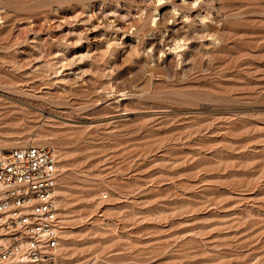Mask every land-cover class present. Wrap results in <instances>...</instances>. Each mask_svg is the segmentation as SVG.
<instances>
[{
	"label": "rangeland",
	"instance_id": "rangeland-1",
	"mask_svg": "<svg viewBox=\"0 0 264 264\" xmlns=\"http://www.w3.org/2000/svg\"><path fill=\"white\" fill-rule=\"evenodd\" d=\"M30 144L59 264H264V0H0V147Z\"/></svg>",
	"mask_w": 264,
	"mask_h": 264
},
{
	"label": "built area",
	"instance_id": "built-area-1",
	"mask_svg": "<svg viewBox=\"0 0 264 264\" xmlns=\"http://www.w3.org/2000/svg\"><path fill=\"white\" fill-rule=\"evenodd\" d=\"M59 176L50 147L0 148V264H59Z\"/></svg>",
	"mask_w": 264,
	"mask_h": 264
},
{
	"label": "bare ground",
	"instance_id": "bare-ground-1",
	"mask_svg": "<svg viewBox=\"0 0 264 264\" xmlns=\"http://www.w3.org/2000/svg\"><path fill=\"white\" fill-rule=\"evenodd\" d=\"M1 148V147H0ZM2 149H4V150H9V149H11V148H2Z\"/></svg>",
	"mask_w": 264,
	"mask_h": 264
}]
</instances>
